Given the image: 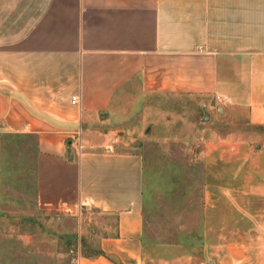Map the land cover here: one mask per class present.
<instances>
[{"label":"crops","instance_id":"1","mask_svg":"<svg viewBox=\"0 0 264 264\" xmlns=\"http://www.w3.org/2000/svg\"><path fill=\"white\" fill-rule=\"evenodd\" d=\"M0 62V189L3 139L32 136L38 210L113 219L62 264H145L143 160L110 126L125 98L208 97L264 129V0H0Z\"/></svg>","mask_w":264,"mask_h":264},{"label":"rangeland","instance_id":"2","mask_svg":"<svg viewBox=\"0 0 264 264\" xmlns=\"http://www.w3.org/2000/svg\"><path fill=\"white\" fill-rule=\"evenodd\" d=\"M110 126L143 160L145 264H264V194L254 187L264 184L263 128L208 97L137 93L113 110ZM35 157L34 137L3 139L4 264L96 254L113 219L38 210Z\"/></svg>","mask_w":264,"mask_h":264},{"label":"built area","instance_id":"3","mask_svg":"<svg viewBox=\"0 0 264 264\" xmlns=\"http://www.w3.org/2000/svg\"><path fill=\"white\" fill-rule=\"evenodd\" d=\"M222 102H226L225 99H221ZM79 102V96L76 94V95H72L71 96V99H70V103L71 104H77Z\"/></svg>","mask_w":264,"mask_h":264},{"label":"trees","instance_id":"4","mask_svg":"<svg viewBox=\"0 0 264 264\" xmlns=\"http://www.w3.org/2000/svg\"><path fill=\"white\" fill-rule=\"evenodd\" d=\"M68 160H70V159H68Z\"/></svg>","mask_w":264,"mask_h":264}]
</instances>
